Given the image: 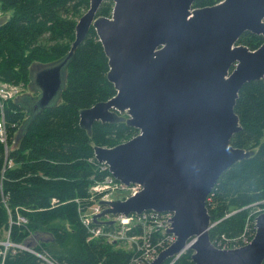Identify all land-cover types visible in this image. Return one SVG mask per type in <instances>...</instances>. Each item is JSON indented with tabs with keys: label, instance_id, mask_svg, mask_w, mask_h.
<instances>
[{
	"label": "water",
	"instance_id": "95a60500",
	"mask_svg": "<svg viewBox=\"0 0 264 264\" xmlns=\"http://www.w3.org/2000/svg\"><path fill=\"white\" fill-rule=\"evenodd\" d=\"M112 1L108 17L97 14L104 0H89L69 52L30 66L28 91L13 100L26 113L13 146L41 110L62 102L68 61L93 27L116 93L81 108L79 125L89 136L96 121L139 130L114 146L94 145L93 154L116 179L142 186L124 200H102L94 222L107 215L168 211L173 216L167 231L176 240L148 264H164L187 249L196 264H262L264 212L255 216L250 243L219 249L209 237L206 197L223 171L254 154L231 139L242 129L235 111L241 87L264 78V0H221L197 8L195 0ZM246 31L263 37L257 49L236 44Z\"/></svg>",
	"mask_w": 264,
	"mask_h": 264
},
{
	"label": "trees",
	"instance_id": "16d2710c",
	"mask_svg": "<svg viewBox=\"0 0 264 264\" xmlns=\"http://www.w3.org/2000/svg\"><path fill=\"white\" fill-rule=\"evenodd\" d=\"M219 1L195 0L193 8ZM113 4L105 0L97 14L107 16ZM88 7L89 0H0L1 12L11 11L7 19L0 20V82H22L26 88L32 64L66 55L75 38V25ZM262 42V36L249 31L237 40L251 50ZM107 72V57L91 27L68 61L62 102L41 110L16 146L15 131L26 118L25 110L12 99L0 100V119L12 136L8 154L0 143V241L4 231H10L9 241L30 244L32 249L10 247L4 259L0 255V264H127L134 254L120 248L118 241L91 238L80 219L98 198H92L90 185L103 178L93 146H114L137 131L124 122L96 121L89 136L80 127L81 108L116 93ZM235 111L242 129L231 143L254 149V154L223 171L207 195L210 240L240 235L247 223L253 225V205L264 201V78L241 87ZM17 215L26 217L27 222L10 224ZM142 232L139 226L127 234ZM192 253L187 249L172 264H196ZM170 262L169 257L164 264Z\"/></svg>",
	"mask_w": 264,
	"mask_h": 264
},
{
	"label": "built area",
	"instance_id": "2783aa9c",
	"mask_svg": "<svg viewBox=\"0 0 264 264\" xmlns=\"http://www.w3.org/2000/svg\"><path fill=\"white\" fill-rule=\"evenodd\" d=\"M235 64L233 65V67ZM233 67L230 69V72L233 70ZM8 86H5L0 91V100L4 99H11L15 97L18 93L21 92L22 88L21 86L17 84H7ZM9 132L8 126H6V122L4 119H0V143L3 145L4 149L7 151L6 154L9 152V146L11 142L9 141L11 134ZM10 142V143H9ZM95 159V158H94ZM96 160V159H95ZM97 161V160H96ZM12 163L11 161L8 162L9 164ZM108 165L106 163L98 162V169L102 174V179L95 180L94 185H91L90 191L91 196L93 198L94 195H99L101 199H112L114 196L118 193H123V198H127L128 196L135 195L138 193L142 186L138 183H132L130 185H126L118 180H116L113 175L110 173L108 169ZM122 197V196H121ZM95 200L97 203L98 201ZM95 199V198H93ZM101 210L100 206L95 204L93 208H89V213H81L80 219L82 221V224L88 229V231L91 234V238H106L109 240H127L131 242V244L135 243L136 248H134V254L131 256L130 260L127 262V264H147L152 259L155 258V256L158 254L159 251H161L164 248H167L169 245H171L175 241V235L172 233L167 232V228L170 226V219L172 216V212H158V211H145L141 214H132L130 216H123L118 215L115 217V229L113 230H105L104 226H100L93 223V215ZM27 222L26 217H23L21 215H17L15 221L10 220V224H25ZM253 225L251 226L250 223L246 224V227L244 228V232H242L240 235L236 237L231 238H224V240H220L217 238H213L211 240L212 244L216 247H220L221 249H232V248H238L241 246H244L248 243H250L251 239L253 238L255 231H256V225L255 221L253 219ZM135 225H141L142 230L148 229L147 233L148 235L144 237L142 243H139L137 239L139 236L136 235H127V231L130 230L132 226ZM213 226V224H211ZM119 227V230L117 228ZM251 228H253V231L251 232ZM10 233V231H9ZM251 234V235H250ZM155 235V236H154ZM9 237V234H8ZM7 239V238H6ZM8 243L12 246H17L15 243H11L9 239L6 241H0L1 243ZM20 248L25 249L24 246L18 245ZM8 247V248H10ZM7 248L3 246V249H1L0 246V255H4ZM29 250V249H28ZM32 250V249H30ZM37 254V253H36ZM39 255V254H37ZM175 257L172 262L176 259ZM170 262L169 264H172ZM3 264V261L2 263Z\"/></svg>",
	"mask_w": 264,
	"mask_h": 264
},
{
	"label": "rangeland",
	"instance_id": "374dc122",
	"mask_svg": "<svg viewBox=\"0 0 264 264\" xmlns=\"http://www.w3.org/2000/svg\"><path fill=\"white\" fill-rule=\"evenodd\" d=\"M107 1V0H106ZM208 5H212V4H208ZM207 6V5H206ZM89 8V7H88ZM10 14H11V11H9V12H6V13H3V12H1V10H0V20L1 19H3V18H5V19H7L9 16H10ZM105 16V15H104ZM108 17H110L111 16V12L107 15ZM22 82H20L19 84H21ZM19 84H17L18 86H19ZM5 86H8V85H6L5 83H3V82H0V91L2 90V88L3 87H5ZM22 88V87H21ZM23 89L24 90H26L25 89V87L23 86ZM17 95H19V93L17 94ZM137 130V129H136ZM139 132V130H137L136 131V133H134L135 135L137 134ZM134 136V135H133ZM132 137V136H131ZM130 137V138H131ZM129 138V139H130ZM125 141V140H124ZM123 142V141H122ZM121 143V142H120ZM119 144V143H118ZM116 145V144H115ZM9 147H11V146H9ZM12 165V163H10L9 164V166H11ZM99 196V195H98ZM121 196H123V193H118V194H116L115 196H114V198H119V197H121ZM101 198L99 197V200H100ZM95 206V204H93V206H91L90 208H93ZM261 211H264V201H260L259 203H256L255 205H253V208H252V210H251V214L252 215H256V214H258L259 212H261ZM250 214V215H251ZM172 216H173V214H172ZM171 216V217H172ZM105 219H104V217L100 220V221H104ZM147 233H149L148 232V229H144L143 230V232H142V234H139L138 236H139V238L137 239V241L139 242V243H142V241H143V239H144V237H146L148 234ZM8 234H9V231H4V233H3V239L4 240H2V241H6L7 239H9V237H8ZM7 238V239H6ZM194 240V239H193ZM190 241V240H189ZM38 242H39V240L37 239V241H35L34 243H36V245L38 244ZM12 243V242H11ZM15 245H17V246H12V247H14V248H18L19 246L18 245H23L24 247L26 246V245H28L27 243L26 244H16L15 243ZM30 245V244H29ZM1 249H3V246L4 247H6L7 249H8V247H10L11 245H9L8 243H4V242H2L1 243ZM119 247L120 248H122V249H125V250H133L134 248H136V245H135V243H133L132 245H130V244H128L126 241H124L123 243H120V245H119ZM20 248V247H19ZM29 249H31V247H29ZM187 251V250H186Z\"/></svg>",
	"mask_w": 264,
	"mask_h": 264
},
{
	"label": "bare ground",
	"instance_id": "6f19581e",
	"mask_svg": "<svg viewBox=\"0 0 264 264\" xmlns=\"http://www.w3.org/2000/svg\"><path fill=\"white\" fill-rule=\"evenodd\" d=\"M211 222V221H210ZM253 231V230H252ZM228 238V237H227ZM229 238H231V237H229ZM1 261H2V259H1Z\"/></svg>",
	"mask_w": 264,
	"mask_h": 264
},
{
	"label": "flooded vegetation",
	"instance_id": "af4514ba",
	"mask_svg": "<svg viewBox=\"0 0 264 264\" xmlns=\"http://www.w3.org/2000/svg\"><path fill=\"white\" fill-rule=\"evenodd\" d=\"M216 4V3H215Z\"/></svg>",
	"mask_w": 264,
	"mask_h": 264
}]
</instances>
